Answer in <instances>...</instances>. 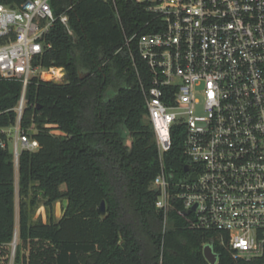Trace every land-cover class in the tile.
<instances>
[{"label": "trees", "instance_id": "16d2710c", "mask_svg": "<svg viewBox=\"0 0 264 264\" xmlns=\"http://www.w3.org/2000/svg\"><path fill=\"white\" fill-rule=\"evenodd\" d=\"M51 6L57 17L68 14L73 34L57 20L46 39L51 47L35 64L64 67L68 79L34 76L27 85L20 125L40 146L18 157V229L8 129L17 123L23 84L0 81V259L17 232L14 264H209L207 243L216 264H241L194 226L178 199L166 221L156 207L152 183L160 162L137 73L145 78L147 67L136 39L126 44V37L154 31V16L132 0H51ZM183 139L174 129L168 170L180 171L187 161ZM40 197L49 207L66 199L58 221L34 219ZM102 201L105 215L97 211Z\"/></svg>", "mask_w": 264, "mask_h": 264}, {"label": "built area", "instance_id": "2783aa9c", "mask_svg": "<svg viewBox=\"0 0 264 264\" xmlns=\"http://www.w3.org/2000/svg\"><path fill=\"white\" fill-rule=\"evenodd\" d=\"M132 1L156 19L154 31L126 37L147 67L137 73L160 162L156 207L166 221L178 199L233 258L264 264V0ZM57 20L73 34L51 0L0 5V81L23 84L15 158L40 146L20 125L30 79L65 82L64 67L35 64ZM174 129L184 132L180 171L165 162Z\"/></svg>", "mask_w": 264, "mask_h": 264}, {"label": "rangeland", "instance_id": "374dc122", "mask_svg": "<svg viewBox=\"0 0 264 264\" xmlns=\"http://www.w3.org/2000/svg\"><path fill=\"white\" fill-rule=\"evenodd\" d=\"M11 133L8 139L9 147L12 151L15 148V140H16V129L15 127H11L8 129ZM59 133V132H55ZM19 157V156H18ZM18 157L15 158L16 161V221H17V229L19 223V203H20V196H19V184H18ZM179 172L176 173L179 176ZM29 201V198L27 199ZM46 199L43 197L39 198L37 205L34 207L33 217L34 219L42 218L45 222H48L51 218L54 221H58L63 214L64 207L67 203L66 199L56 201L51 207L45 205ZM17 234V232H16ZM18 242V237L16 242L11 245V248L7 249L4 256L0 259V264H14V256H15V249Z\"/></svg>", "mask_w": 264, "mask_h": 264}, {"label": "water", "instance_id": "95a60500", "mask_svg": "<svg viewBox=\"0 0 264 264\" xmlns=\"http://www.w3.org/2000/svg\"><path fill=\"white\" fill-rule=\"evenodd\" d=\"M87 75V73H86ZM68 79V72L66 70V76H65V81ZM188 167H185V170H187ZM98 214L100 215H105L106 214V202L102 201L100 206L98 207ZM17 239V234H15V238L13 241V244L16 242ZM203 254L206 260L208 261L209 264H216L218 261V254L215 252L214 246L211 243H208L204 246L203 248Z\"/></svg>", "mask_w": 264, "mask_h": 264}]
</instances>
